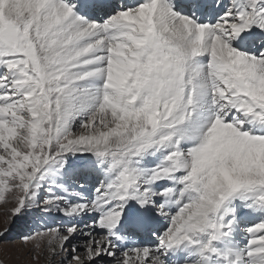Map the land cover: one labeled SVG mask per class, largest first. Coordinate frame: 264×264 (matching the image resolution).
<instances>
[{
	"label": "snow or ice",
	"instance_id": "snow-or-ice-1",
	"mask_svg": "<svg viewBox=\"0 0 264 264\" xmlns=\"http://www.w3.org/2000/svg\"><path fill=\"white\" fill-rule=\"evenodd\" d=\"M9 196L45 264H264V0H0Z\"/></svg>",
	"mask_w": 264,
	"mask_h": 264
},
{
	"label": "rangeland",
	"instance_id": "rangeland-1",
	"mask_svg": "<svg viewBox=\"0 0 264 264\" xmlns=\"http://www.w3.org/2000/svg\"><path fill=\"white\" fill-rule=\"evenodd\" d=\"M14 207V200L7 197L6 202H0V230H3L5 221L9 218L11 209ZM31 222L27 217L16 219L11 225V231L0 239V261L2 264H45L43 260H32L26 255L27 247L20 243L19 236L22 231L27 230Z\"/></svg>",
	"mask_w": 264,
	"mask_h": 264
}]
</instances>
